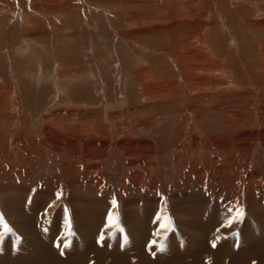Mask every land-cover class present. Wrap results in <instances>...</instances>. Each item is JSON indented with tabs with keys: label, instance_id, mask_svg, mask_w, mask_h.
Listing matches in <instances>:
<instances>
[{
	"label": "rangeland",
	"instance_id": "obj_1",
	"mask_svg": "<svg viewBox=\"0 0 264 264\" xmlns=\"http://www.w3.org/2000/svg\"><path fill=\"white\" fill-rule=\"evenodd\" d=\"M249 171L264 193V0H0V196L44 183L69 216L146 193L169 212L205 178L244 220Z\"/></svg>",
	"mask_w": 264,
	"mask_h": 264
},
{
	"label": "bare ground",
	"instance_id": "obj_2",
	"mask_svg": "<svg viewBox=\"0 0 264 264\" xmlns=\"http://www.w3.org/2000/svg\"><path fill=\"white\" fill-rule=\"evenodd\" d=\"M220 169L225 177L227 166ZM247 178L244 220H233V206L222 193L221 180L211 199V182L205 178L185 182L169 196V212L165 200L146 193L123 204L104 196L83 199L85 203L73 198L70 216L64 205L58 209L53 205L58 198L47 184L40 183L37 191L31 184L21 183L15 191L11 185V196L3 187L1 214L13 229L11 241L0 250V264H264V193L258 191L250 171ZM47 180L54 183L52 176ZM143 181L141 175L135 177L133 187L144 192ZM97 188L102 192L103 187ZM69 222L73 232L68 231Z\"/></svg>",
	"mask_w": 264,
	"mask_h": 264
},
{
	"label": "snow or ice",
	"instance_id": "obj_3",
	"mask_svg": "<svg viewBox=\"0 0 264 264\" xmlns=\"http://www.w3.org/2000/svg\"><path fill=\"white\" fill-rule=\"evenodd\" d=\"M113 204H115V200L113 201ZM242 218H243V211H238L236 216L233 218V220H239ZM109 219L112 223H116V221L111 216L109 217ZM158 219H159V217H158ZM232 222L233 221L230 220L229 224H231ZM0 229H2V231H0V239L3 238L4 234L12 231L10 225H8V223L4 220L2 214H0ZM69 229H70V222H69ZM69 234H70V232H69ZM100 239H103V235H101ZM155 243H157V242L156 241L150 242V244H155ZM213 246H215V242H213Z\"/></svg>",
	"mask_w": 264,
	"mask_h": 264
}]
</instances>
